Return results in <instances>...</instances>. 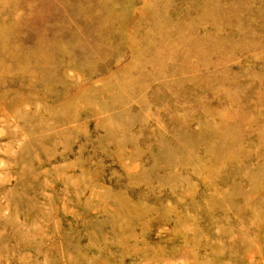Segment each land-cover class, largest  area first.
<instances>
[{"label":"rangeland","instance_id":"rangeland-1","mask_svg":"<svg viewBox=\"0 0 264 264\" xmlns=\"http://www.w3.org/2000/svg\"><path fill=\"white\" fill-rule=\"evenodd\" d=\"M0 264H264V0H0Z\"/></svg>","mask_w":264,"mask_h":264},{"label":"bare ground","instance_id":"bare-ground-1","mask_svg":"<svg viewBox=\"0 0 264 264\" xmlns=\"http://www.w3.org/2000/svg\"><path fill=\"white\" fill-rule=\"evenodd\" d=\"M16 13V12H15ZM14 18V17H13ZM8 30V29H7ZM15 45V44H14ZM31 46V45H30ZM44 47V46H43ZM44 49V48H43ZM22 52V51H21ZM26 52V51H25ZM24 54V53H23ZM35 54V53H34ZM2 56V55H1ZM19 56V55H18ZM26 56V55H25ZM7 57V56H6ZM21 58V57H20ZM19 59V58H18ZM4 60V59H3ZM10 60V59H9ZM12 61H14V60H12ZM21 61V60H20ZM8 62V61H7ZM16 62H17V60H16ZM13 64V63H12ZM4 65V64H3ZM8 70V69H7ZM6 70V71H7ZM4 71V70H3ZM16 73H18V72H16ZM9 76V75H8ZM27 77V76H26ZM27 79H28V77H27ZM29 80V79H28ZM49 81V80H48ZM27 84V83H26ZM47 84V83H46ZM14 87V86H13ZM46 89V88H45ZM212 91V90H211ZM129 97V96H128ZM138 101V100H137ZM174 103V102H173ZM18 104V103H17ZM177 140V139H176ZM44 158V157H43ZM255 184V183H254ZM233 193V192H232Z\"/></svg>","mask_w":264,"mask_h":264}]
</instances>
